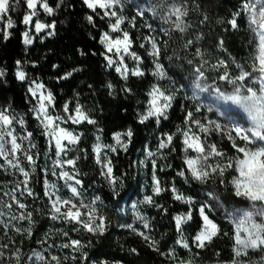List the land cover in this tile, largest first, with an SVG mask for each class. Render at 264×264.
Wrapping results in <instances>:
<instances>
[{"label": "snow or ice", "instance_id": "snow-or-ice-1", "mask_svg": "<svg viewBox=\"0 0 264 264\" xmlns=\"http://www.w3.org/2000/svg\"><path fill=\"white\" fill-rule=\"evenodd\" d=\"M63 2L64 0H59L57 8ZM83 3L100 19L108 18L110 21L109 31L102 32L99 39V43L105 49L102 55L106 61V67L113 69L124 81L128 80L129 75L143 77L145 75V71L141 67L143 58L132 50V37L129 31L122 28L126 20L121 11L124 0H83ZM20 4L21 0H0V22L4 23L6 29H12L15 26L10 13L17 11ZM24 5L27 9L22 17V23L26 29L22 33L25 46L32 45L35 38L42 32L45 33V37L55 34V21L49 24L42 22L39 18L41 11L48 16L54 15L55 9L49 5L48 0H24ZM150 7L154 16L169 25V27L161 29L164 36L171 38L173 30L181 33L187 30L188 25L184 21L187 12L182 4L169 5L167 2H161ZM97 9L103 10V13L101 14ZM241 14L245 15L249 29L254 38H258V43L249 53L246 62L233 61L238 70L236 74L229 70L230 66L224 60L210 63L204 59L199 50L196 55L200 57L201 62L193 64V61L189 60L188 63L192 65L195 88L200 92L213 94L218 101L238 107L244 114L245 122L223 123L213 119L199 118L196 113L201 112L200 106H197L194 111L186 110L183 126L176 125L175 130L170 133L160 132L156 151L146 148V158L140 161L145 166L149 162L151 164L153 195H144L142 199L132 203L133 222H126L119 227L138 234L145 241H150L149 246L153 250L158 251L156 247L158 242L137 227L139 224L143 229L150 228L149 217L144 214L141 206H154L165 214L168 212V209L163 205L154 202V195H159L165 190L161 187V181L156 175V157L160 150L170 149L174 152V139L179 136L182 138L184 167L177 172V175L183 178L185 183L215 185L208 193L211 201L195 205L194 210L201 220V226L192 242L197 248L203 249L206 247L205 242L210 243L214 237L219 235L220 229L209 214L219 210L234 226V235L231 237L234 244L231 261H218V264H256V262H249L245 259L249 251H259L262 254L259 264H264V0H242L239 10L234 12L228 21L231 29H238L237 20ZM137 15L143 17L144 12L141 11ZM86 19L90 24H94L92 15L87 16ZM135 20L136 17H132L128 23L135 27ZM147 27L150 34L143 38L139 47L145 49L146 45L148 46L147 55L152 58L154 65V71L151 74L158 81L166 80L168 79L167 73L160 59L163 55L162 47H166L167 42L161 45L157 36L151 34L156 29L151 24H148ZM33 31L35 35L30 34ZM10 34L5 30L3 32L4 39L7 40ZM199 38V36L196 37V39ZM192 43V40H187L185 47ZM81 54L83 55V53ZM126 58L134 62L132 68H129ZM16 65L15 77L20 82L28 81L27 92L32 105L29 111L37 121L41 130L40 135L46 139L48 152L52 153L50 156L51 167L48 165L42 167V171L46 174L43 187L49 219L64 225H72V232H86L92 237H103L110 224L104 211L106 207L104 200L99 195L87 198L84 194L83 182L78 178L80 175L77 169L79 153L84 151L85 157L87 156V152L78 147L84 133L68 127L69 124L78 126L85 122L95 125L96 121L83 108L79 100L75 102L72 110H70L72 102H65L62 106L63 114H60L56 110L53 92L47 89L43 81L29 77L21 61H16ZM209 71L217 73L211 83H207ZM72 74V72H68L58 79H68ZM4 76H6L5 70L0 69V78ZM107 87L111 90L114 86L109 82ZM126 91L130 92L131 89H126ZM109 94L111 95L112 92L110 91ZM147 95L149 99L146 101L144 112L138 113V122L144 124L152 119L157 128H160L162 120L169 119L168 113L176 99V91L157 83L151 87ZM207 111L211 112L213 109L208 107ZM102 131V129H97L98 134L94 137L92 152L112 197L117 198L124 187L127 173L115 175L112 156L118 155L119 151L127 152L132 142L133 131L129 128L124 133H114L112 136L114 143H104ZM212 136L218 137L221 141L226 139L234 153L229 155L216 141L211 139ZM36 149L37 144L33 132L28 131L24 117L11 111L10 105L0 108V161H2L0 170L14 177L10 189L0 190V226L5 229L4 235L8 237L7 242H0V264H12V256L15 258L14 264H63L66 257L53 254L54 248L71 249L73 253H79V256L72 257L73 260L78 259L82 264H87V252L84 251V248L91 244V240L85 244L81 239H73L69 231L63 227L48 229L37 241L40 249L31 250V255L23 253L17 241L8 236L9 229H14L17 234L23 233L28 238L32 236L35 221L27 200L31 198L35 201L39 197V194L29 186L40 159L39 152L34 151ZM168 167L171 165L169 164ZM159 170L163 171L164 169L160 168ZM48 174L55 180H49ZM229 177L231 178L229 179ZM229 189L234 197L246 202L238 213L231 211L221 199L222 191ZM63 191H66L67 195L62 194ZM171 191L175 194V201L189 206L194 205V200L178 193L175 186L171 188ZM4 197L8 198L7 201L4 200ZM13 205H15V210ZM35 211L39 212L40 209H35ZM193 218V211L174 216V226L178 234L175 244L189 251L191 249L184 226L188 225ZM25 221L27 222L26 227L23 226ZM52 232L67 238V241L59 245L54 242L50 243L49 238ZM224 235L229 234L224 233ZM10 245L15 247L10 249ZM9 249L12 255L5 261V252ZM130 251L136 253L137 250L133 248ZM165 255L171 256L173 260L177 261V264H185L184 260L178 259L175 249ZM101 264H107V261H102Z\"/></svg>", "mask_w": 264, "mask_h": 264}, {"label": "trees", "instance_id": "trees-1", "mask_svg": "<svg viewBox=\"0 0 264 264\" xmlns=\"http://www.w3.org/2000/svg\"><path fill=\"white\" fill-rule=\"evenodd\" d=\"M161 2L184 6L187 12L184 21L188 25L185 32L173 30L171 38L164 36L161 29L169 25L154 16L150 7ZM48 3L55 9V15L42 17L49 24L55 21V34L50 37H45V34L37 36L30 48L24 45L22 36L26 30L22 23V17L27 12L24 0H21L17 11L10 13L15 23L12 29H6L4 23L0 22V69L6 72V76L0 78V108L10 105L11 111L24 117L27 129L33 132L37 144V149L34 151L40 154L36 172L29 185L35 193L39 194V197L35 201L31 198L27 200L35 221L32 236L28 238L23 233L17 234L14 229L8 230V236L17 241L23 253L31 255V250L40 249L37 241L48 229L63 227L69 231L73 239H81L85 244L91 240V244L84 248L87 252V264H93V262L101 264L102 261H107V264H117V262L119 264H175L176 260L165 255L172 249H175L178 259L184 260L185 264L189 261L190 264L230 262L233 256L234 240L231 237L234 235V228L221 211L209 213L220 229L219 235L214 237L210 243L207 242L203 249L197 248L192 242L201 226V220L194 210L195 205L208 200L207 194L215 185L185 183L183 178L177 175V172L184 167L182 138L179 136L174 139L175 151L167 149L163 152V160L157 162V173L161 187L165 190L159 195H154V202L163 205L168 212L165 214L154 206H141L144 214L149 217L150 228L143 229L137 224L140 230L145 231V234L158 242L156 245L158 251L149 246L150 241H145L138 234L122 229L119 225L133 222L132 216L125 211L131 201L141 193L144 181L150 182L151 165L143 170L140 164L146 148L156 151L159 133L162 131L170 133L175 130L176 125L183 126L186 110L194 111L197 107L193 102L195 83L192 65L188 61H193V64L200 63V57L196 55L199 50L204 59L210 63L224 60L230 66L229 70L236 74L238 70L233 61L246 62L249 53L258 43L257 38H254L249 29L244 14H241L237 20L238 29H231L228 23L232 14L239 10L242 0H126L121 10L126 17L122 28L129 31L133 40L132 50L143 58L141 67L145 71L143 77L130 76L127 81L122 80L113 69L106 67V61L102 55L105 49L99 43V39L102 32L109 31L108 18L100 19L86 7L83 0H64L58 8L59 0H48ZM97 11L103 13V10L97 9ZM141 11L144 12L143 17L137 15ZM89 15L94 17V24L87 21L86 17ZM132 17H136L135 27L128 23ZM148 24L156 29L151 34L157 36L161 45L167 42V46L162 47L163 55L160 59L165 66L168 77L166 80L158 81L151 74L154 71V65L152 58L147 55L148 46L146 45L145 49L139 47L143 38L150 34ZM5 30L11 33L7 40L3 35ZM198 36L200 38L196 39ZM187 40H192L193 43L185 47ZM16 61H21L29 77L43 81L47 89L53 92L56 110L60 114H63L62 106L65 102H72L70 105V110H72L75 102L79 100L83 108L96 121L95 125L85 122L78 126L69 124L68 127L84 133L78 147L85 150L87 156L85 157L84 151L79 153L77 169L80 173L79 179L83 182L85 196L91 198L99 195L106 205L104 211L110 224L103 237H92L86 232H72V225L53 222L47 215L45 207L47 200L44 197L43 187L46 174L42 171V167L47 165L46 158L49 152L46 139L40 135L41 130L37 121L29 111L32 105L29 102L27 83L20 82L15 77ZM77 69L79 70L74 71ZM68 72L73 73L71 77L58 79ZM207 75L209 76L207 83H211L217 73L209 71ZM109 82L114 86L111 90L107 87ZM157 83L176 91V99L168 114L169 119L162 120L160 128H157L152 119L144 124L138 122V113L144 112L146 101L149 99L147 93ZM126 89H131V91L128 92ZM129 128L133 131V137L127 152H119L118 155L112 156L115 175L127 173L120 196L113 198L107 182L100 174L99 166L95 163L92 144L95 135L98 134L97 129L103 130L102 139L105 143H113L114 133H124ZM17 130L19 131V128ZM211 139L216 141L229 155L234 153L227 140L221 141L216 136H212ZM169 164L171 167H168ZM160 168L164 170L160 171ZM13 179L12 175L0 170V190L10 189ZM173 186L179 193L191 197L195 204L188 206L175 201L174 193L171 191ZM148 194L150 195V192ZM7 199L4 197L5 201ZM221 199L229 209L243 207L246 203L234 197L231 189L222 191ZM13 207L15 210V205ZM35 209H40V211L37 212ZM188 211H193L194 216L193 220L184 227L190 251L175 244L178 234L174 226V216ZM23 226H27L26 221L23 222ZM4 232L5 229L0 226V242H7L8 237L4 235ZM224 233L229 235H224ZM66 241L67 238L60 237L55 232L50 234V243L54 242L59 245ZM12 247L15 246L10 245V249ZM133 248L137 250L136 253L130 251ZM10 249L5 252V261L12 255ZM52 251L53 254L66 257L63 264H82L80 260L72 259L74 255L79 256V253H73L71 249L54 248ZM14 259L12 256V264H14ZM24 259L26 260L27 257L25 256Z\"/></svg>", "mask_w": 264, "mask_h": 264}, {"label": "rangeland", "instance_id": "rangeland-1", "mask_svg": "<svg viewBox=\"0 0 264 264\" xmlns=\"http://www.w3.org/2000/svg\"><path fill=\"white\" fill-rule=\"evenodd\" d=\"M125 1L126 0H124V2ZM54 15H55V13H54ZM54 15H52V16H54ZM42 16H44V17H51V16H48V15L44 14L41 11L39 18H40V20L42 22H45L44 21V18ZM34 21H35V18H34ZM34 21H33V23H34ZM30 34L31 35H35L34 31L31 32ZM41 34H45V33L42 32ZM113 35H116V34H113ZM47 37H50V36H47ZM257 41H258V38H257ZM33 44H34V42H33ZM33 44L30 45V46H26V47L30 48V47L33 46ZM113 58L116 59V57H113ZM126 62L128 63L129 68H132L134 66V62H132L131 60H128L127 58H126ZM130 76L131 75H129V77ZM23 83H27V85H28V81H25ZM193 102H194V104L196 106H200L201 107V112L200 113H197V115H196L199 118L213 119V120H217L218 122H223V123H228V122H232V123H235V122L244 123L245 122L244 114L241 112V110L238 107H236L234 105H231V104L224 103L222 101H218L215 98V96L213 94H211V93H208V92H200L198 89L194 88V90H193ZM208 107H211L213 109V111H211V112L207 111ZM171 109L169 110V113H170ZM113 143H114V141H113ZM166 150L167 149L160 150V152L157 154V157H156L157 162L163 160V158H164L163 152L166 151ZM119 152H123V151H119ZM190 154H193V153H190ZM50 156H51V154L48 153L47 158H46L47 161H48L47 162V165L49 167H51ZM145 158H146V152L144 153L141 161L142 160H145ZM149 165H151L150 162L147 164V166L141 164V167H142L143 170H145V169H147V167ZM157 170H158V168H157ZM156 175L159 178L158 173H156ZM48 179L49 180H55V178L52 177L50 174L48 175ZM159 180H160V178H159ZM61 183H62V181H61ZM152 184H153V181H152V178L150 176V182L148 183L147 181H144V184L142 186L141 193L139 194L138 197H136L133 201H131L130 205H128V207H127V209L125 211L127 214H130L131 216L133 215L132 212H131V204L132 203L137 202L138 200L142 199L144 195H149L148 192H150V195H153L152 190H151L152 189ZM209 185L211 186L212 184H209ZM211 188L213 189V187H211ZM178 193H179V191H178ZM62 194L67 195V192L66 191H63ZM207 196H208V200H205L203 202L211 201V197L208 194H207ZM242 208L243 207H240V208H231L230 210L233 211L234 213H238L240 210H242ZM232 227L234 228L233 225H232ZM205 243H207V242H205ZM245 259L248 260L249 262H256V264H259V262L262 259V254L259 251H249L248 256ZM175 264H177V263H175Z\"/></svg>", "mask_w": 264, "mask_h": 264}, {"label": "crops", "instance_id": "crops-1", "mask_svg": "<svg viewBox=\"0 0 264 264\" xmlns=\"http://www.w3.org/2000/svg\"><path fill=\"white\" fill-rule=\"evenodd\" d=\"M52 17V16H51Z\"/></svg>", "mask_w": 264, "mask_h": 264}]
</instances>
